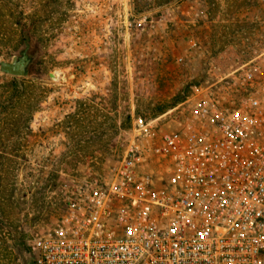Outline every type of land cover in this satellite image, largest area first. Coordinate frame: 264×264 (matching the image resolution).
<instances>
[{
	"label": "rangeland",
	"instance_id": "374dc122",
	"mask_svg": "<svg viewBox=\"0 0 264 264\" xmlns=\"http://www.w3.org/2000/svg\"><path fill=\"white\" fill-rule=\"evenodd\" d=\"M22 54L23 95L0 71V264H34L32 239L109 181L136 115L169 132L214 76L242 92L249 63L264 97V1L0 0V60Z\"/></svg>",
	"mask_w": 264,
	"mask_h": 264
},
{
	"label": "built area",
	"instance_id": "2783aa9c",
	"mask_svg": "<svg viewBox=\"0 0 264 264\" xmlns=\"http://www.w3.org/2000/svg\"><path fill=\"white\" fill-rule=\"evenodd\" d=\"M234 72L242 92L214 76L169 132L136 115L109 181L68 196L32 239L34 264H264L261 69Z\"/></svg>",
	"mask_w": 264,
	"mask_h": 264
},
{
	"label": "trees",
	"instance_id": "16d2710c",
	"mask_svg": "<svg viewBox=\"0 0 264 264\" xmlns=\"http://www.w3.org/2000/svg\"><path fill=\"white\" fill-rule=\"evenodd\" d=\"M26 39L27 35L25 33H22V40L24 41L26 45ZM24 75H12L10 79L7 82V91L9 93V99L13 100L15 97H19L23 95L26 92L27 85L24 80ZM2 185V176L0 174V189Z\"/></svg>",
	"mask_w": 264,
	"mask_h": 264
},
{
	"label": "water",
	"instance_id": "95a60500",
	"mask_svg": "<svg viewBox=\"0 0 264 264\" xmlns=\"http://www.w3.org/2000/svg\"><path fill=\"white\" fill-rule=\"evenodd\" d=\"M23 54L20 56V58ZM29 64V59L21 66V68H16L17 57H13L12 61L0 60V71L10 73L11 75H25L27 73V66Z\"/></svg>",
	"mask_w": 264,
	"mask_h": 264
},
{
	"label": "flooded vegetation",
	"instance_id": "af4514ba",
	"mask_svg": "<svg viewBox=\"0 0 264 264\" xmlns=\"http://www.w3.org/2000/svg\"><path fill=\"white\" fill-rule=\"evenodd\" d=\"M26 60H27V57L25 54H23V56L21 58L17 56V64L18 65L16 66V68H21V66H23V64L26 62Z\"/></svg>",
	"mask_w": 264,
	"mask_h": 264
}]
</instances>
